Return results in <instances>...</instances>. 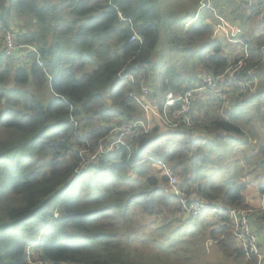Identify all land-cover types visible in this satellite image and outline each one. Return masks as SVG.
<instances>
[{
	"label": "trees",
	"instance_id": "obj_1",
	"mask_svg": "<svg viewBox=\"0 0 264 264\" xmlns=\"http://www.w3.org/2000/svg\"><path fill=\"white\" fill-rule=\"evenodd\" d=\"M226 4L236 11L242 6L231 0ZM165 6L161 0H0V26L16 30L19 43L36 48L12 66L5 61L10 58L0 35V264H139L126 256L130 251L125 253L114 220L138 211L154 217L164 210L166 216L180 211L177 196L166 190L169 175L191 198L244 207L245 184L239 179L206 182L201 173L209 159L198 155L218 142L205 143L204 137L218 138L221 132L243 135L245 140L236 144H248L237 119L246 114L240 107H264V41L231 56L219 39L211 38L209 22L199 19L187 28H172L168 17L173 14ZM244 11L237 16L244 23L259 17L257 10ZM133 34L139 39L130 40ZM240 59L260 78L253 96L232 100L241 109L238 114L211 113L215 94L196 97L188 110L191 127L155 123L147 132L139 130L128 149L100 154L75 175L82 158L109 141L114 128L140 115L129 96L139 90V77L151 85L149 99L160 112L167 92L183 95L195 87L197 71L218 75ZM136 64L143 67L135 69ZM42 91L52 97L42 98ZM224 138L230 139L219 140ZM247 149L244 166L264 155L260 144ZM153 162L164 164L160 176ZM171 171L179 172V180ZM259 193L264 195L263 186ZM206 213L211 214L203 222L207 230L181 235V241L189 237L185 244L174 246L179 236L166 246L158 244L152 253L155 264H196L202 245L190 238L212 242L240 263L257 264L255 256L247 260L233 242L226 210ZM257 214L263 221L264 210Z\"/></svg>",
	"mask_w": 264,
	"mask_h": 264
},
{
	"label": "rangeland",
	"instance_id": "obj_2",
	"mask_svg": "<svg viewBox=\"0 0 264 264\" xmlns=\"http://www.w3.org/2000/svg\"><path fill=\"white\" fill-rule=\"evenodd\" d=\"M161 1L166 4L165 8H167V10L171 11V13L173 14L172 18L168 17L169 23L170 25H172V28L183 29V27L187 28L199 19L206 20L211 24V38L219 39L224 45L223 52H226L231 56L242 55L251 42H253L254 45L256 42L264 41V29L260 24L262 20V16L260 13L259 17H257L254 21H250L247 23L242 22L237 17L239 16L238 14L243 13L244 10L245 14H248L249 12L255 10L259 11L257 7H248L247 3L243 0H231L232 2L235 1L242 4L241 9H238L237 11L234 10V5H231L229 7L227 4L225 5V0H212V3H210L208 0H206V2L204 3L203 0H201L200 2L198 1L195 5L189 3V0ZM183 17L185 21L184 25L182 20ZM246 54L247 52L244 54V57L246 56ZM5 61L10 63L12 66H18L22 62V60L20 58H16V56L11 57L10 59H5ZM239 63H241L240 66H238ZM244 68L245 64L241 59L238 61H230L226 69L222 73L216 75L219 76V81L217 82V84H214L217 89V91L215 92H209L207 90L196 92L194 89L199 85V80L197 79L195 87H193L192 90L186 91L192 92V101L190 107H192V105L194 104L193 102L195 101L196 97L205 98V96L208 97L211 94H215L214 97L217 100V106L216 104H213L211 106V113H218L225 118H227L226 115L228 111L238 114L239 110L241 109H238L237 107L239 106H237L232 100L240 95H248V97L253 96V94L259 87V71L257 69H254L253 67L247 68L246 70L250 71L251 76L249 82L245 84L243 81L246 78H243L239 74L240 71ZM204 73L205 72H202L200 70L197 71L196 74L199 76ZM233 78L238 79L233 81ZM240 84L243 87L240 88ZM142 85L150 84L146 83V80H141L139 87ZM134 92L136 94H139V91ZM39 96L44 99H49L52 97V94L48 91H42L39 93ZM149 98L150 94L147 95L144 99L147 102L151 103ZM255 104L240 107L246 111V114L241 117L240 120L237 119V123L241 126L244 133L248 136L247 145L242 146L236 144L240 143V140H245V136L229 132V134H227L228 136H226V132H221L218 134V138H214L212 136L208 138L205 136L204 142L207 139L209 142V140H212V138L218 142L210 145L209 147H205L204 151H202L201 153H199L200 155H198L199 157L205 154L209 159L208 163L205 166V169L201 173L203 180H205L206 182H235L239 179L241 184H245V189L243 190V196L245 197L244 207H239V209L255 211L252 213V215L259 213L260 210H264L261 209L264 208V195L259 193L260 186L264 187V175L261 178L252 177L255 172L261 173L264 171V162L259 166L254 167L255 165L259 164L260 160L264 159L263 153L258 155L255 160L253 159V162H251L250 160L248 161V163L246 162V166H244V159H248L250 155L247 147L251 148L254 145L259 144L264 146V117L261 114L264 110V107L261 106V110L258 111ZM260 120L263 123H260ZM148 123L150 127L155 123L162 124L161 121L155 117H150ZM224 136L230 139L224 138L225 140H219V138H222ZM80 154L82 158V156H84V153L81 152ZM84 158L85 157H83L82 160ZM81 161L79 169L88 166H85L84 164L86 163H83ZM151 167L156 172H159V176L164 172L162 165L157 162H153ZM247 170H250L251 173H249V175H243L242 173ZM173 174L179 180V172H175ZM255 180H257V183ZM186 194L192 196L187 191ZM134 211L137 210L134 209ZM183 211L184 210L181 207L180 211L176 210L172 215L167 216L165 215L167 211L164 210V214H157L155 217L151 214H140L139 211L137 213H134L133 215L127 213L124 219L117 217V219L114 220V226L119 229L118 234L119 238L122 240V246L125 253L127 251H130V253L126 256L133 258L135 262L139 264H155L152 253H156L158 244L166 246L169 242L175 240L177 236H179V241L175 243L174 246L179 243L185 244L184 242L188 240L189 237L187 236L185 241H181V235L193 233L196 230H198L199 233L203 234L207 230V227H205L204 225H206L208 220L211 218L210 213L205 214L204 211L200 216L196 218L191 217V221H185L186 219H183L182 217ZM250 220L251 217L248 218V222L251 224ZM204 221L207 222L203 224ZM127 232H131V235L128 237L124 235V233ZM260 234L264 235V226L260 230ZM190 240H198L199 244L202 245L201 259L198 258V261H195L196 264L245 263V261H243L244 259H242L244 263H240L233 256H224L221 253L220 249H218L212 242H204V240L202 241L200 238H190ZM233 242L239 247L235 239H233ZM178 247L179 246H177V248ZM163 253L165 252L163 251ZM160 254L163 255L159 252V255ZM202 260L204 261L202 262Z\"/></svg>",
	"mask_w": 264,
	"mask_h": 264
},
{
	"label": "built area",
	"instance_id": "obj_3",
	"mask_svg": "<svg viewBox=\"0 0 264 264\" xmlns=\"http://www.w3.org/2000/svg\"><path fill=\"white\" fill-rule=\"evenodd\" d=\"M243 1L247 3L248 7H257L260 11V14H264V0ZM0 28L1 44L6 56L9 58L13 56H16V58H21L30 50L36 52L35 46L19 43L16 30L1 26ZM135 39H139V37L136 34H133L130 37V40ZM38 63L40 64V62ZM240 65L241 63L238 64V66ZM141 67H143L142 64H136L134 66L135 69H139ZM239 74L243 78H246L243 82L247 84L251 76L250 71L243 69ZM120 77L129 79L131 78L132 81L134 80L133 76L129 77L125 74L120 75ZM236 79L238 78H233V81ZM141 80H144V77H139V84ZM198 80L199 85L194 89L196 92H202L204 90L209 92L217 91L214 84H217L219 81V76H214L210 73H204L198 76ZM241 87L243 86L240 84V88ZM150 88V85H142L139 87V90L135 88V91H139V94H136L134 91L129 93V96L139 107L141 115L127 120L121 125V127L114 128L112 130L113 135L110 140L107 142H100L97 149L89 154L85 160L81 161L86 163L84 164L85 166L95 164L100 154L112 152L119 147H125L128 149L129 143L137 135L139 130L147 132L150 129L148 123L150 117L157 118L161 121V125L170 128L176 127L180 124L186 127L190 126L191 122L188 115V110L191 106L192 92H186L183 95H176L171 91L167 92L162 109L160 112H158L151 103L144 99L149 94L151 96ZM162 166L163 168L165 167L164 164H162ZM79 171L80 169L78 168L75 175H78ZM166 188V190L174 193L177 196L181 207L184 210L182 212L183 219H188L191 217L196 218L200 216L206 209H210L213 212H223L226 210L228 215V226L231 228L233 239L236 240L239 248H241L244 252L245 258L247 260H251L249 257L255 256L257 259V264H264V248L260 245L258 235L254 232L251 224L248 222V218L251 217L252 211L239 208H224L219 205H210L201 199L191 198L185 192L179 190L176 187V178L172 175H169Z\"/></svg>",
	"mask_w": 264,
	"mask_h": 264
},
{
	"label": "crops",
	"instance_id": "obj_4",
	"mask_svg": "<svg viewBox=\"0 0 264 264\" xmlns=\"http://www.w3.org/2000/svg\"><path fill=\"white\" fill-rule=\"evenodd\" d=\"M0 35H1V31H0ZM260 219L261 218H259L258 214H254L251 216V221L253 222L252 228L255 232L257 233L259 232L258 234L257 233L256 234L258 235L260 245L264 248V235L260 234V230L264 226V221H261ZM204 264H207V263H204ZM234 264H237V263H234Z\"/></svg>",
	"mask_w": 264,
	"mask_h": 264
}]
</instances>
